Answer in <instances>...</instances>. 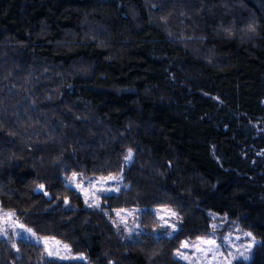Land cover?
Segmentation results:
<instances>
[{"label":"trees","instance_id":"trees-1","mask_svg":"<svg viewBox=\"0 0 264 264\" xmlns=\"http://www.w3.org/2000/svg\"><path fill=\"white\" fill-rule=\"evenodd\" d=\"M74 174L124 186L91 208ZM0 202L87 256L0 238V264H187L213 216L260 239L236 264H264V0H0ZM138 207L126 238L114 211Z\"/></svg>","mask_w":264,"mask_h":264},{"label":"rangeland","instance_id":"rangeland-1","mask_svg":"<svg viewBox=\"0 0 264 264\" xmlns=\"http://www.w3.org/2000/svg\"><path fill=\"white\" fill-rule=\"evenodd\" d=\"M131 159H128V164ZM67 185L76 190L85 205L91 208L100 207L103 197L119 193L124 186L122 174L93 177L74 174L67 179ZM145 211L147 210L139 207L114 211L113 225L122 231L126 238H133L144 230L140 221ZM151 211L161 225L157 235L170 237L179 230L181 221L176 211L169 208H151ZM213 218L210 233L185 241L176 253L177 258L187 264H236L239 261H251L260 239L251 231L243 229L238 221H231L224 216ZM249 233L251 235H247ZM0 238L10 241L16 249L19 240L38 244L50 258L63 261L87 260L86 254L74 253L70 245L56 238L38 235L15 211L5 209L1 202ZM208 241L214 243H207Z\"/></svg>","mask_w":264,"mask_h":264},{"label":"snow or ice","instance_id":"snow-or-ice-1","mask_svg":"<svg viewBox=\"0 0 264 264\" xmlns=\"http://www.w3.org/2000/svg\"><path fill=\"white\" fill-rule=\"evenodd\" d=\"M131 157V154L129 153V157L128 158H130ZM42 187V186H41ZM247 235H251L250 233L249 234H247ZM207 243H214V241H208ZM184 246H187V245H184ZM51 254V253H50ZM245 259H247V257H245Z\"/></svg>","mask_w":264,"mask_h":264}]
</instances>
